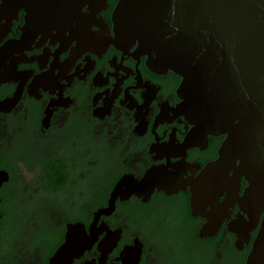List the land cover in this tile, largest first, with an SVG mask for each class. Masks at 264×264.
Instances as JSON below:
<instances>
[{
    "label": "water",
    "instance_id": "1",
    "mask_svg": "<svg viewBox=\"0 0 264 264\" xmlns=\"http://www.w3.org/2000/svg\"><path fill=\"white\" fill-rule=\"evenodd\" d=\"M105 2L106 0H1L0 4V21L5 19V23H0V41L10 31L11 20L17 19L18 8L26 13L25 25L20 28V39L7 40L0 47V69H3L0 71V83L8 82L9 78L18 82L12 99L5 98L0 102V111L7 112L14 107L26 79L33 72L30 69L16 71V65L36 59L40 70L45 67L48 56L52 55L54 59L49 64V70L34 75L27 85L29 95H34L36 99L40 97L37 93L39 86L52 94L58 89L57 101L49 99L44 111L41 124L47 128L52 110H55L52 106L60 105L65 108L71 103L68 97H61L62 87L70 86L73 76L84 80L88 70L93 68V60L86 55L83 69L80 70L78 64L74 73L65 76L74 65L75 58L81 57V53L87 50L100 57L109 43L124 51L123 54H127V57L131 55L137 59V63L138 56L146 53L147 67L157 74H164L169 68L182 76L176 94L184 98V101L173 109L164 100L151 130L156 144L149 148V152H155L154 160L164 156L166 166L160 164L150 167L137 181L133 180L132 175H124L110 194L108 208L93 213V222L88 227L89 238L85 236L81 224L68 225L65 241L50 258L49 264H70L72 258L89 250L97 235L105 231L103 239L97 245V250L101 253L98 264H104L108 252L116 246L120 230L118 228L110 232L104 222L96 228L99 215H109L114 210L113 202L118 195L121 201L127 200L132 193L137 197L142 196V201H147L154 186L170 195L179 189L184 191V187L190 185V214L204 216L209 220L200 230L201 238L215 235L220 223L225 218H230L233 203H238L249 221L237 212L235 216L238 219L230 222L228 230L237 233L235 246L242 249V242L247 244L249 240L248 231L256 226L258 214L264 209V0H117L111 15L113 40L108 35L106 22L98 15L100 9L105 10ZM86 3L89 14L81 13L80 8ZM72 22H75L74 26ZM92 25L99 26V29L90 31ZM52 30L56 33L50 36ZM65 31H68L67 37ZM37 34L41 36L34 43ZM47 37H50L48 44L51 43L52 46L59 42L53 54L45 47L37 57L33 55L26 58L22 54L23 50L43 46ZM73 39L76 40L75 47H71L69 56L63 62H58V53L64 52ZM133 39L138 41V46L133 53H128L129 47L134 43ZM17 53H21V56H13ZM115 60L114 56L111 61L108 60L115 73L107 72L103 78L98 71L92 80L94 85L102 86L107 84L108 74L116 79L111 93L106 89L92 98L94 106L97 99L105 94L104 106L93 110V116L101 120L104 115H109V108L121 91L123 79L128 72L133 74L129 68L122 67L121 62L117 65ZM6 61L10 64H5ZM136 65L137 75L134 79L137 84L124 90V101L120 100L119 103L123 105L128 101L125 103L126 108L136 107L134 117L138 124L133 132L141 135L145 133L147 124L144 115H147L148 105L159 87L155 88V85H149L146 81L141 83ZM54 69H58V72L53 75ZM117 70H122L127 75L117 74ZM79 72H83V75H79ZM117 75H121V78H117ZM63 78L67 84L59 85L57 79ZM137 87L145 88V93L142 91L141 94L145 101L140 106L127 93V89ZM177 115H183L184 120L195 127L187 133L180 145L178 142L174 145L177 140L174 133L176 129L173 127L168 145L165 142L159 145L158 140L161 138L155 135V127L164 121L172 122ZM237 118L239 121L232 126L233 120ZM176 122L181 123L179 119ZM184 129L186 131V125ZM226 132L229 134L219 149V158L204 166L196 178L192 179L200 166L199 163L189 165L184 162V150L193 146L205 148V133L218 135ZM164 134L165 131L163 136ZM208 142H211L210 139ZM180 155L181 160L174 163L169 161V157ZM238 157L239 164L234 167ZM166 167L175 171L169 172ZM186 170H189L190 176L182 180V176L187 175ZM231 170L233 173L228 177ZM242 172L249 186L245 188L243 196L238 197ZM2 181H7V176L0 171V184ZM225 188L226 196L221 203L215 205L217 197ZM206 205L211 208L208 212L205 210ZM258 232L246 264H264V217ZM134 242L133 247L124 246L120 257L114 260H121L122 264H137L142 245L136 237Z\"/></svg>",
    "mask_w": 264,
    "mask_h": 264
},
{
    "label": "flooded vegetation",
    "instance_id": "2",
    "mask_svg": "<svg viewBox=\"0 0 264 264\" xmlns=\"http://www.w3.org/2000/svg\"><path fill=\"white\" fill-rule=\"evenodd\" d=\"M116 1L106 0L105 10L100 9L98 12L103 22H106L108 35L112 40L114 32L111 15ZM87 7L88 3L84 4L80 8L81 13L89 14ZM16 15L17 19L11 20L10 31L2 37L0 47L7 40L20 39L22 33L20 28L25 25L26 13L18 8ZM0 23H5V19ZM74 24L75 22H72V26ZM97 29L99 26L92 25L90 31ZM55 33L56 31L52 30L50 36ZM40 36L37 34L33 42H37ZM67 36L68 31H65V37ZM49 39L50 37H47L43 46L37 48H33L34 43L31 44L30 47L33 49L23 50L22 54L26 55V58L33 55L37 57L42 54L44 47L53 54L59 42L52 46L51 43L48 44ZM133 41L128 53H133L138 46V41L135 39ZM75 42L73 39L64 52L58 53V62H63L69 56V50L75 47ZM123 53L124 51L109 43L100 57L87 50L81 53V57L75 58L74 65L65 76L74 73L78 64L79 69H83L86 63L83 59L86 55L93 60V68L88 70L84 80L73 76L70 86L62 87L61 97H68L71 103L65 108L60 105L52 106L55 110H52L47 128L41 124L45 116L44 111L49 99L57 101L58 89L52 94L39 86L37 93L40 97L36 99L34 95H29L27 85L34 75L49 70V64L54 57L49 55L45 67L40 70L36 59L29 63L19 62L16 65V71L30 69L33 72L30 78L26 79L14 107L7 112L0 111V171L5 172L7 176V181L0 184V264H49L50 258L65 241L68 225L81 224L85 236L89 238L88 227L93 222V213L108 208L110 194L124 175L126 177L128 174L132 175L133 180L137 181L145 175L147 169L150 170V167L154 168L160 164L166 166L164 156L162 159L154 160L155 152H149V148L156 144L151 130L164 100L168 107L173 109L184 101V98L176 94L182 76L169 68L164 74L153 72L146 65L148 59L146 53L138 56V63L137 59L131 55L127 57V54ZM13 56H21V53ZM112 56L116 57L117 65L121 62V66L129 68L133 74L128 72L127 75L122 70H117V74L127 77L120 84L121 91L111 103L109 115H104L101 120L93 116V110L104 106L105 94L97 99L94 106L92 98L106 89L111 93L116 79L108 74V82L102 86L94 85L92 80L98 71L103 78L107 72L115 73L114 68L108 63ZM5 64L10 63L6 61ZM135 65L141 83L146 81L149 85H155V88L159 87L148 105L147 115H144L147 124L145 133L141 135L133 132L138 124L134 117L136 107L126 108L125 103L128 101L123 105L119 103L120 100L124 101V90L137 84L134 79L137 75ZM57 72L58 69H54L53 75ZM79 75H83V72H79ZM121 75H117V78H121ZM57 81L59 85L67 84L64 78ZM17 84L13 78L0 83V102L5 98L12 99ZM142 91L145 93V88L127 89V93L138 106L145 101L141 97ZM167 113L172 116L170 111ZM177 119L181 123L178 124ZM238 121L239 118L233 120L232 126ZM173 127L176 129L174 133L177 140L174 145L177 142L180 145L195 125L184 120L183 115H177L172 122L164 121L157 124L154 133L161 138L158 140L159 145L163 142L168 145ZM227 134L229 132L218 135L205 133L207 142L205 148L193 146L184 150L186 155L184 162L189 165L199 163L200 166L192 179L196 178L204 166L219 158L218 152ZM262 135L264 137V133ZM209 139L211 142H208ZM181 158L182 155L169 157V161L174 163ZM238 164L239 157L235 160L234 167ZM166 168L169 172L175 171ZM186 173L182 180L190 176L189 170H186ZM232 173L233 170L228 172V177H231ZM239 179L238 197H241L249 183L243 172ZM184 188L185 193L179 189L169 195L163 189L157 190L154 186L149 199L145 202L141 200L142 196L137 197L134 193L123 201L118 195L113 202L114 210L109 215H99L96 223V228L104 222L110 232L118 228L120 230L116 246L108 252L104 264H122L121 260L114 259L120 257L124 246H134L135 237L142 245L137 264H246L253 243L259 235L264 209L258 214L256 226L252 231H248L247 244L242 242V249H238L235 246L237 233L228 230V225L232 220L238 219L235 216L237 212L243 219L249 221L238 203H233L230 218L228 220L225 218L220 223L215 235L201 238L200 230L209 220L204 216L190 214V185ZM226 190L227 188L217 197L215 205L222 202ZM205 210L206 212L211 210L210 206L206 205ZM104 235L105 231L99 233L90 249L84 250L83 256L72 258L70 264H98L101 253L97 250V245Z\"/></svg>",
    "mask_w": 264,
    "mask_h": 264
},
{
    "label": "bare ground",
    "instance_id": "3",
    "mask_svg": "<svg viewBox=\"0 0 264 264\" xmlns=\"http://www.w3.org/2000/svg\"><path fill=\"white\" fill-rule=\"evenodd\" d=\"M136 183H139V182H136Z\"/></svg>",
    "mask_w": 264,
    "mask_h": 264
}]
</instances>
